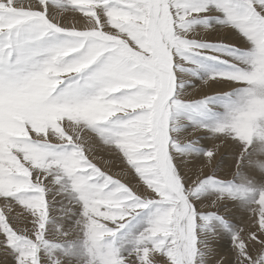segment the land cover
Returning a JSON list of instances; mask_svg holds the SVG:
<instances>
[{
  "label": "snow or ice",
  "instance_id": "6c2138e0",
  "mask_svg": "<svg viewBox=\"0 0 264 264\" xmlns=\"http://www.w3.org/2000/svg\"><path fill=\"white\" fill-rule=\"evenodd\" d=\"M205 133L230 142L238 173L264 181L238 155L264 153V0H0V264L81 253L128 264L171 206L167 174L189 183ZM209 180L235 185L204 173V191ZM108 203L118 220L86 224L82 241L48 239L50 224L91 220Z\"/></svg>",
  "mask_w": 264,
  "mask_h": 264
},
{
  "label": "rangeland",
  "instance_id": "374dc122",
  "mask_svg": "<svg viewBox=\"0 0 264 264\" xmlns=\"http://www.w3.org/2000/svg\"><path fill=\"white\" fill-rule=\"evenodd\" d=\"M240 131L249 133L251 130L242 127ZM207 136L205 133L199 137L201 154L189 156L186 160L184 171L191 176L187 185H181L174 173L167 174L168 191L161 198L171 206L158 221L147 225L138 236L137 244L123 254L128 264H137V260L139 264H220L221 260L228 258H231V264H253L257 255L264 252V181H257L247 172L238 173L237 159L232 154L230 142L227 144L222 138ZM222 144L228 148L229 155H222L224 149L220 156L216 154ZM207 149L215 152L211 159L202 154ZM238 155L243 156L245 166L264 172L259 166L264 164V153L254 150L251 154ZM221 156H225L229 163L224 164L225 160ZM179 159L184 160L185 157ZM218 161L221 163L218 164ZM161 165H164L163 160ZM118 170V165L112 169L113 172ZM204 173L219 176L221 180L232 181L235 178V185L242 186L241 191L248 193L246 199H233L237 195L235 185L213 184L211 180L206 182L208 190L204 191L201 185ZM117 207L114 203H108L103 212L95 207L91 220L80 217L75 223L64 221L62 227L50 224L48 239L60 242L66 239L82 241L86 224L92 223L99 229L110 219L118 220L115 211ZM221 217L231 224L230 232L225 231ZM13 223L18 228L28 227L30 234L32 229L26 222L23 225L17 221ZM65 232L68 236H65ZM217 246L221 250L219 257L216 255ZM58 256L63 259V254ZM65 264H90V261L81 253L77 258L65 261Z\"/></svg>",
  "mask_w": 264,
  "mask_h": 264
},
{
  "label": "bare ground",
  "instance_id": "6f19581e",
  "mask_svg": "<svg viewBox=\"0 0 264 264\" xmlns=\"http://www.w3.org/2000/svg\"><path fill=\"white\" fill-rule=\"evenodd\" d=\"M192 137V136H191ZM208 137V136H207ZM206 141H208L209 142V140H206ZM211 141V140H210ZM203 142H205V141H203ZM202 142V143H203ZM206 145V144H205ZM220 147H219V149H218V151L216 152V154L218 155L219 154V156L221 155V153H222V151H224L225 150V152H224V154H222V155H229V150H228V148H226V145L225 144H222V145H219ZM209 148V147H208ZM224 149V150H223ZM219 156H217V158L219 159ZM221 157H223L224 158V160L226 159L225 158V156H221ZM264 157V156H263ZM199 158V157H198ZM193 160V159H192ZM196 160V159H195ZM260 166V165H259ZM221 167H222V164H221ZM224 167V166H223ZM196 168V167H195ZM225 170V169H224ZM232 215V214H231ZM236 221V220H235ZM218 237H219V233H218ZM219 240V239H218ZM218 240H216V242L215 243H217L218 242Z\"/></svg>",
  "mask_w": 264,
  "mask_h": 264
}]
</instances>
